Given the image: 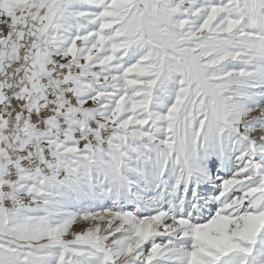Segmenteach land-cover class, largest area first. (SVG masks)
I'll return each mask as SVG.
<instances>
[{
	"label": "snow or ice",
	"instance_id": "1",
	"mask_svg": "<svg viewBox=\"0 0 264 264\" xmlns=\"http://www.w3.org/2000/svg\"><path fill=\"white\" fill-rule=\"evenodd\" d=\"M0 264H264V0H0Z\"/></svg>",
	"mask_w": 264,
	"mask_h": 264
}]
</instances>
